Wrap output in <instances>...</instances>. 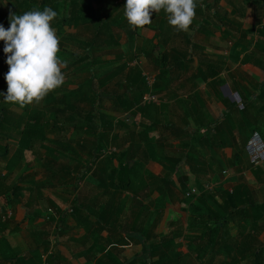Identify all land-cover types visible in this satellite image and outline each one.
Segmentation results:
<instances>
[{
    "label": "crops",
    "instance_id": "obj_1",
    "mask_svg": "<svg viewBox=\"0 0 264 264\" xmlns=\"http://www.w3.org/2000/svg\"><path fill=\"white\" fill-rule=\"evenodd\" d=\"M240 1L259 4L260 0ZM230 2L197 0L196 18L188 32L169 25L164 11L156 13L155 22L153 18L154 23L142 30L138 57L132 48L120 52L121 56L102 58L88 53L86 61L85 55L80 56L74 61L78 64L63 68L65 80L72 82L64 94H74L76 104L91 99L98 106L102 96L115 105L113 94L121 91L126 102L140 103L129 110L101 112L94 118L97 126L89 127L78 123L87 121L89 114L74 113L75 103H70L73 107L66 114H45V145L36 152L28 149L12 165L14 176L8 183L18 186L12 201L0 194V264H145L151 259V247L160 248L162 236L180 229L184 235L174 248L194 259L196 254L189 251L200 231L188 228L191 210L184 206L183 197L200 184L212 188H199L195 196L226 219L229 237L221 245L227 247L230 242L237 252L248 246L247 258L236 254L237 264L255 263L249 252L264 247V212L256 214L262 218L250 222L238 214L228 220L217 208L223 199L219 190H232L240 183L251 189L253 200L264 203V47L257 37L253 41L247 34L252 47L245 48L244 24L239 32L235 27L234 39L228 37L225 22ZM259 16L264 17V12ZM124 31L131 44L141 34L130 25ZM255 44L258 51L253 50ZM228 49L240 56L231 68L244 66L253 82L236 88L230 82L219 85L220 98L212 88V78L202 81L195 74L199 69L211 71L210 62L221 68L217 77L221 84ZM250 52H254L253 60L241 65ZM122 64L126 65L123 72L115 75ZM144 72L154 76L151 91L140 80ZM122 83L125 87L119 90ZM86 86L93 91H87L91 96L83 100L81 91ZM148 92L157 95V101L147 102ZM118 120H123L122 127ZM197 123L200 130L196 133ZM81 128H90L96 135L91 145L70 139ZM99 132L110 138L119 134L122 145L101 146ZM243 147L252 166L247 165ZM17 148L18 144L11 143L10 158L0 157V177L6 174L8 161H14ZM112 151L117 154L109 156ZM189 151L194 158L190 164L184 157ZM236 154L238 163H234ZM178 158L174 167L173 160ZM10 212L11 217H6Z\"/></svg>",
    "mask_w": 264,
    "mask_h": 264
},
{
    "label": "trees",
    "instance_id": "obj_2",
    "mask_svg": "<svg viewBox=\"0 0 264 264\" xmlns=\"http://www.w3.org/2000/svg\"><path fill=\"white\" fill-rule=\"evenodd\" d=\"M92 0H40L39 4L32 10H43L45 7H51L53 10L58 12V17L52 21L53 27L57 31L59 37L64 36L63 32L65 31L66 26L77 28L82 25H93L97 26V29L94 32L93 39L90 43V46L86 49L85 57L87 59L88 53H90L91 48H96L100 45H118V40L116 39L114 33L112 32V26L114 23L109 22L108 18H103L102 16L96 15V9ZM248 1V0H247ZM264 0L258 1L260 9L264 10ZM62 6H64L62 8ZM21 7L24 8V4H21ZM29 11L27 8H24L23 13ZM22 12H14L15 15H22ZM6 28L10 27L9 17L3 18ZM126 26L129 27V24L126 20ZM258 33L264 36V25L261 29H258ZM98 47V48H99ZM96 48V49H98ZM83 57V56H81ZM80 58V57H79ZM209 64L211 71H204L199 69L195 74V78H200L202 81H207L209 78H212L211 84L214 92L220 98L222 94L219 91L220 81L218 80V75L221 68L213 64ZM7 65V55L2 51L0 52V93L6 95L7 93V81L5 76L9 71ZM126 65H121L118 67L115 75L122 73ZM140 74V73H139ZM140 77L142 84L147 86V89L152 90V86L149 85L145 77ZM138 77V78H139ZM149 85V86H148ZM149 87V88H148ZM138 89H141V85L137 86ZM154 91V89H153ZM115 96V107L123 111L124 109L129 110L134 107V104L140 103L139 100L135 103H130L128 99L127 102L124 100V92L114 93ZM142 95V94H141ZM143 96V95H142ZM67 96L57 97L54 100H49L47 108L32 109L30 105L24 106L23 111H19L15 108L16 106L21 107L18 104L6 103L4 100V95H0V157L9 159L11 153V143L18 144V148L15 153L14 161H8L7 172L0 177V194L2 198L11 202L13 197L18 192V186L9 184L8 182L13 179L14 171L12 170V165L16 160L23 158L25 152L30 149L37 151L40 147L44 146L46 139V130L47 123L45 122V114L52 112L55 114H66L70 111L72 105L68 103ZM5 103V105L3 103ZM56 103H59V106H56ZM63 104V106H60ZM16 105V106H13ZM93 105V104H92ZM232 105H235L232 103ZM94 106V105H93ZM15 107V108H14ZM87 120L93 121L92 114L88 113ZM109 122L112 124V121ZM56 122L59 123V120L56 119ZM79 121L78 123H81ZM119 126H123V120H118ZM62 127L64 122H61ZM110 124V125H111ZM200 124V123H199ZM56 125V124H54ZM57 128H61L56 125ZM200 130L197 123V128L195 132L197 133ZM90 132V128L88 130ZM110 134L99 132L98 140L101 143V146L104 144H111V146H121L122 142L119 143L120 135L112 136ZM264 139V136H263ZM122 141V139H121ZM245 158L248 159V166H252L253 163L249 161L247 153L244 152V147L242 148ZM34 153V152H33ZM117 152H111L109 156L116 155ZM239 154L234 156L235 162L238 163L240 158ZM187 158V161L190 164V161L193 162L194 158L191 152H187L184 155ZM6 160V161H7ZM178 160H173L174 167L178 163ZM20 163V162H19ZM122 170H125L123 168ZM184 189L186 184L181 185ZM199 188L205 190V184H200ZM187 192V191H186ZM222 194V202L217 204L218 208L225 214V218L228 220L233 214H238L245 219V221H254L262 218V215H256L258 212H264V203H258L251 197V189L244 183L236 185L232 190H219ZM186 194V193H185ZM195 196V195H194ZM185 196L186 198H194ZM203 201L201 198H198V202L193 201L192 204H189L190 218L188 228L198 229L197 225H202L200 229V234L194 236V248L189 252L196 254L195 258H187V255L178 251L174 245H176V240L184 235V230L180 229L179 231L173 232L170 231L164 236H162L160 248L151 247L149 250V257L151 258L145 264H237L240 263V259L237 258L236 254L246 257L248 252V246L243 251H238L234 244L228 242V246H222L221 242H225L229 237V234L225 231V220L221 219L219 213L211 212L209 208L202 205ZM75 210V208L73 209ZM194 212L196 214H194ZM213 213V214H212ZM252 213L255 217L252 216ZM11 217V216H10ZM51 218V217H50ZM55 221V218H53ZM204 224V225H203ZM60 233V232H59ZM175 243V244H174ZM250 255L254 256V264H264V247L256 248L254 251L249 252ZM51 255V254H50ZM191 255V254H189ZM220 255H223L224 258L220 259ZM54 256H51L53 259ZM219 258V259H218Z\"/></svg>",
    "mask_w": 264,
    "mask_h": 264
},
{
    "label": "rangeland",
    "instance_id": "obj_3",
    "mask_svg": "<svg viewBox=\"0 0 264 264\" xmlns=\"http://www.w3.org/2000/svg\"><path fill=\"white\" fill-rule=\"evenodd\" d=\"M231 2H233V4H227L228 7H232L230 8L231 10H227L226 11V16H227V23L226 27H227V34L228 37H234L236 36V32H235V27H236V31L239 32V29H241L242 25L244 27H246L247 29H244L243 33V41H244V45L246 46L245 48H250L252 47V41L247 39V34L250 35L254 41V38L257 37V43L258 44H262V46L264 47V37L262 35H260L258 33V29H261L264 25V17L263 16H259L261 12H264V10H262L263 8L260 9V5L259 4H242V2L240 0H230ZM40 0H0V24H3V26L6 28L5 26V22L3 20V18L6 17H10V15L14 14V12H22L24 8H27L28 10H32L33 8H35L38 4H39ZM230 2V3H231ZM126 3V0H92L91 4L94 5L95 9H96V15L102 16L103 18H108L109 22L112 21L114 24L116 23L118 25V27H116L115 25L112 26V32L114 33L116 39L118 40L119 45H100L96 46V48H91L90 53L91 55H97V56H101L102 58L105 56L107 57L108 55H120V52H125L128 49L132 48L134 53L137 54V57L140 55V50L138 49L141 46V36H143L142 34V30L139 28V31L141 32L140 35H138V38L136 41H134V43L128 40V38L126 37V32L124 31V29L128 28V26H126V17L124 16V5ZM21 4H24V8L21 7ZM64 6H62L63 8ZM225 10V9H224ZM224 10H222V13H224ZM221 13V14H222ZM15 15V14H14ZM155 16L156 13H153L152 19L154 18V22H155ZM231 18H235V20H238L241 25L237 26L235 25L231 20ZM237 18V19H236ZM231 19V20H230ZM242 21V22H241ZM153 22V23H154ZM152 23V24H153ZM53 26V25H52ZM147 27V26H146ZM145 27V28H146ZM97 29V26H93V25H82L79 26L77 28L74 27H70V26H66L65 27V31L63 32L64 36L60 37V57L66 61L67 65H75L78 64V62H74L76 58H79L80 56H84V54H86V49L90 46V43L93 39L94 36V32ZM57 32V31H56ZM233 39L231 41H233ZM256 43V44H257ZM254 45V51H258L259 47L258 45ZM131 45V47H130ZM4 42L0 41V52L3 51L4 48ZM137 48V49H136ZM136 49V51H135ZM4 52V51H3ZM6 54V53H5ZM8 56V54H6ZM93 55V56H94ZM253 56H254V52H250L247 53L246 57L244 56V58L239 62L241 63V65H246L245 61H252L253 60ZM90 57L87 56V59H89ZM121 58V57H119ZM140 58V57H139ZM85 61L87 60L86 58H84ZM123 59V58H122ZM122 59H120V63L122 62ZM240 56L239 53H230L229 49H228V54L226 55V59L224 61V64H227L226 68L224 69V73H223V77L221 78V84H224L226 82H230L231 86L233 88L238 87L239 85H241V83H244V87H247L248 83H252V73L245 69L244 66H239L235 69L231 68V64L234 66L236 63V61H239ZM93 60V58L91 59ZM124 60V59H123ZM139 61V59H138ZM232 61V62H230ZM91 62V61H90ZM136 65V64H135ZM6 67H9V65H5ZM132 65L128 64V67H131ZM127 70V69H126ZM66 76V75H65ZM144 77L145 78H150L153 82H154V76L152 74H148L147 72H144ZM72 82H68L67 80H65V83L58 89H56L53 92H50L48 94V96L45 97V99L39 103V104H29L30 107L32 109L35 108L36 109H40V108H47L48 105V101L49 100H54L57 97H61L64 96V93L68 92V88L67 86L70 85ZM124 84L122 83L121 86H118L119 90H122V88L124 89ZM87 91H93V88H88L87 86L85 88H83L82 92V97L83 100L86 99L88 95L86 92ZM210 93H211V89H209ZM149 94V92L147 93ZM74 95V94H73ZM72 95V96H73ZM68 96V95H67ZM68 96V103H75L74 99ZM91 99H86L84 100V102L78 101L77 104L75 103L74 108L72 109V111L74 113H79V115H85L86 113H90L93 116V121L87 120V121H83L81 122L82 125H86V126H97V124L99 123V121L94 120V118L102 113L105 112H119L121 111L120 109L116 108L115 105L113 104V101L111 98L107 99L106 97H102L100 96V104L98 106H93L90 103ZM3 103V102H2ZM5 105V103H3ZM57 104V103H56ZM16 106V105H13ZM27 106V105H26ZM1 107V104H0ZM17 110H19L20 112L23 111L22 107L16 106ZM251 110V109H250ZM252 112V110L250 111V113ZM252 122H250L251 124ZM84 128V127H83ZM81 128L80 131H78L76 129L75 135L71 136L70 139H72L73 141H77V143L84 145H91L94 142V139L96 138V135L94 136L92 134V132H89V128L88 130H85ZM70 129V128H69ZM100 130H102L100 128ZM218 131V130H217ZM214 135H218V133L216 134L215 132H213ZM264 136V133H263ZM83 142V143H81ZM255 155V154H254ZM225 164V163H224ZM185 191V190H184ZM182 193L183 196L184 192ZM209 195L212 197L213 195V191H209ZM184 200V206L186 208L189 207V204H192L193 201H195L194 199H198L200 197L198 196H194V198H186L183 197ZM211 206H213L214 208H216V204L214 205V203L210 204ZM218 208V207H217ZM190 218V217H189ZM204 225V224H203ZM198 229H194V230H199L201 229L202 225L199 226V224L197 225ZM57 231L53 232L52 235V240H54L57 236Z\"/></svg>",
    "mask_w": 264,
    "mask_h": 264
},
{
    "label": "clouds",
    "instance_id": "obj_4",
    "mask_svg": "<svg viewBox=\"0 0 264 264\" xmlns=\"http://www.w3.org/2000/svg\"><path fill=\"white\" fill-rule=\"evenodd\" d=\"M197 0H126L124 16L135 30L152 23L153 13L164 11L169 25L176 31L188 32L196 18ZM58 12L51 7L10 15V27L0 24V41L8 54L9 71L6 103L24 107L41 103L50 92L65 83L67 66L59 53L60 37L52 26Z\"/></svg>",
    "mask_w": 264,
    "mask_h": 264
},
{
    "label": "built area",
    "instance_id": "obj_5",
    "mask_svg": "<svg viewBox=\"0 0 264 264\" xmlns=\"http://www.w3.org/2000/svg\"><path fill=\"white\" fill-rule=\"evenodd\" d=\"M147 82L149 85H152L153 81L150 78H146ZM158 96L155 94H149L146 98L147 102H151V101H157ZM212 186L210 184H205V190L208 191V189H211ZM200 193V189L197 186L191 187L187 192H186V196H194L196 194ZM11 216V212L7 213L6 217H10ZM53 242L56 241V238L54 240H52Z\"/></svg>",
    "mask_w": 264,
    "mask_h": 264
},
{
    "label": "water",
    "instance_id": "obj_6",
    "mask_svg": "<svg viewBox=\"0 0 264 264\" xmlns=\"http://www.w3.org/2000/svg\"><path fill=\"white\" fill-rule=\"evenodd\" d=\"M223 86H225V85H223ZM223 86H222V87H223Z\"/></svg>",
    "mask_w": 264,
    "mask_h": 264
}]
</instances>
